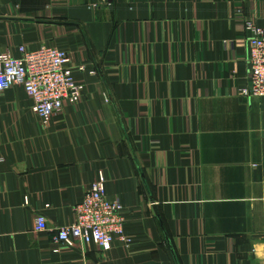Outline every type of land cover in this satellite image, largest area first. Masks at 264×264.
Instances as JSON below:
<instances>
[{"label":"crops","instance_id":"crops-1","mask_svg":"<svg viewBox=\"0 0 264 264\" xmlns=\"http://www.w3.org/2000/svg\"><path fill=\"white\" fill-rule=\"evenodd\" d=\"M249 20L264 28V0H0V53L66 50L84 87L47 124L22 87L0 93V264H259L264 97L239 94ZM99 173L128 249L54 239Z\"/></svg>","mask_w":264,"mask_h":264},{"label":"built area","instance_id":"built-area-1","mask_svg":"<svg viewBox=\"0 0 264 264\" xmlns=\"http://www.w3.org/2000/svg\"><path fill=\"white\" fill-rule=\"evenodd\" d=\"M245 29L249 33L245 39L248 81L239 89V94L264 97V28L249 20ZM18 51L19 57L0 53V93L15 85L22 87L43 124L65 104L74 105L81 100L84 87L74 78L75 67L66 50L41 44L31 50L21 45ZM104 182V175L99 173L81 203L76 205L74 220L56 229L55 241L67 246L76 242L84 246L93 243L103 250H110L116 243L129 248L131 240L125 235L121 216L123 207L117 198L106 194ZM45 228L46 218L36 215L34 230ZM259 264H264V248Z\"/></svg>","mask_w":264,"mask_h":264}]
</instances>
